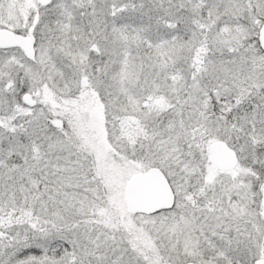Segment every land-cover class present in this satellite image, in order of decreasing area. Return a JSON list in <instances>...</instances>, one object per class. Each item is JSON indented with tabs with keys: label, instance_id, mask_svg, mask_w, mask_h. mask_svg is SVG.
Returning <instances> with one entry per match:
<instances>
[{
	"label": "snow or ice",
	"instance_id": "6c2138e0",
	"mask_svg": "<svg viewBox=\"0 0 264 264\" xmlns=\"http://www.w3.org/2000/svg\"><path fill=\"white\" fill-rule=\"evenodd\" d=\"M0 264H264V0H0Z\"/></svg>",
	"mask_w": 264,
	"mask_h": 264
}]
</instances>
